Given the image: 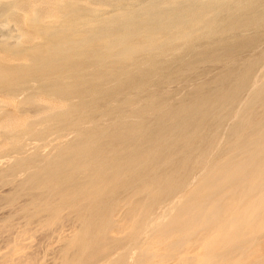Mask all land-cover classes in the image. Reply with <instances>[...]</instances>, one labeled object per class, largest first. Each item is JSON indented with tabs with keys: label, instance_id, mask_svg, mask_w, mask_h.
<instances>
[{
	"label": "bare ground",
	"instance_id": "obj_1",
	"mask_svg": "<svg viewBox=\"0 0 264 264\" xmlns=\"http://www.w3.org/2000/svg\"><path fill=\"white\" fill-rule=\"evenodd\" d=\"M96 1L118 5L104 18L63 0L57 25L28 19L40 44L0 42L28 60L0 65V93L24 113L42 110L37 96L64 106L1 134L0 264H243L264 228V0ZM15 15L0 3V29ZM208 66L222 69L181 98L167 90ZM50 135L52 153L29 151Z\"/></svg>",
	"mask_w": 264,
	"mask_h": 264
},
{
	"label": "rangeland",
	"instance_id": "obj_2",
	"mask_svg": "<svg viewBox=\"0 0 264 264\" xmlns=\"http://www.w3.org/2000/svg\"><path fill=\"white\" fill-rule=\"evenodd\" d=\"M58 1H59V3H58ZM64 1H70V2L77 4V5H79L78 3H80L79 6L84 5L87 8L90 6V7H92V8H90V10L97 11V13L99 15L100 14L103 15V17L104 16L109 17V16H111V14L113 15V11H114L116 5H118V4H116L115 1L110 3V4L100 3L96 0H91V1L90 0H64ZM84 1H86V4H84L85 3ZM55 2H56V0H41V1L40 0H36V1L35 0H8V2L4 1V0H2V1L0 0L1 4H10L11 6H13L15 9V12H16V15L14 17L12 16L10 19V25L6 29H0V42L6 41L9 38L10 39V40H8L9 42L12 41L11 43L15 44V41H16V43H17L16 45H18L19 47H22V48H28V47H31L33 45L40 44L42 42L41 36L39 35V33L36 31V29L33 27L32 23L28 19L31 18L33 16V14L37 12V13H39V15L41 17V22L44 26H47V24H48V26H51L50 24L53 25L54 22H55L54 25L55 24L57 25L58 22H57L56 8L58 7L59 4H61L60 2H63V0H61V1L57 0V2L56 3ZM124 3L125 4L127 3L129 5H134L136 3V1L135 0H126ZM43 4H44L45 8H44ZM16 5H17V7H16ZM17 9L22 10V11L19 12V10H18V13H17ZM102 11L104 12L103 14H102ZM110 11H112V12H110ZM104 18H106V17H104ZM1 30L5 33H3ZM20 33H22V34H20ZM5 34H7V35H5ZM8 34H9V36H8ZM19 34H20V39H18V37H17V36H19ZM3 35H4V37H3ZM22 35H24V36H22ZM26 35H28V37H29L28 40L25 38ZM30 38L32 39L31 41H30ZM17 39L19 42L17 41ZM34 39H35V41H34ZM262 47L264 48V42L261 44V48ZM183 49L184 48L182 46L177 47L172 52L173 54L171 53L172 55H170L169 58L181 55L184 52ZM260 50H262V49H259V51ZM0 62H1L0 63L1 66L11 68V66L15 67L18 65L27 64L28 60L23 58V57H20V59H19V57H17V56H12L10 54H7L4 51H2V49L0 48ZM2 63H3V65H2ZM4 64H6L7 66ZM220 68H221L220 66H218V67L208 66L204 73L202 72V70H197V72H195L194 75L192 76V79H189L186 81L174 82V83L170 84L169 86H167V90L174 95L175 99L181 98L188 92L189 89L191 90V88H193L195 85H199V84H201L207 80L208 81L211 80L216 74H218L220 72V70L222 69V68L221 69ZM263 70H264V67L260 68V70H258V72L256 73V76L264 77V71ZM259 72H261V75ZM205 77H206V79H205ZM177 85H178V87H177ZM35 101L39 106H41L42 110L38 114L24 113V112H21V110L19 109L18 103L16 101H14V99H12L11 97H9L3 93H0V167H2L6 163L7 159L3 156V153L9 149L8 141H5V139L1 136L2 133L9 134V133H16V132L22 131L27 125L37 121L38 119L46 116L47 114L52 113L54 111H58L59 109L60 110L64 109L63 104L47 100V99L40 97V96H37ZM74 137H75V135L72 132H69L62 139V141L63 142H69V141H72L74 139ZM223 139H224V137L222 136V140ZM222 142H224V141H222ZM56 144H57L56 136L50 135L47 138V142L45 144L32 141L29 143L28 149L30 152H33L34 147L39 146V147H41V149H40L41 154L43 156H46V155L53 152L52 148ZM214 152H215V150H214ZM214 152L212 151L210 153V156H211L210 160H212L211 163L214 162L213 158L215 156H213V155L217 154ZM216 152H217V150H216ZM198 175H199V172H197L195 177H197ZM227 197L228 198L226 199V203L228 204L227 205V211H228V210H231L232 208H234L235 204L233 205V202L231 201L230 197L229 196H227ZM178 198H179V196L176 199H178ZM8 215H9V210L7 208L0 207V225L3 223V221L5 220V218ZM119 216L120 215H118L117 220H119V218H120ZM156 217L159 219H161V217H162V220H164V219H165V221L167 220L166 219L167 217L165 216V210L164 209L159 210L156 214ZM228 232L229 231H225L223 235L228 234ZM6 235L7 234H4L3 237H6ZM121 235L122 234H119L118 236H121ZM255 236L256 237H255L254 241L250 245V249L248 250L246 255L244 257H242V259L240 260L243 264H258V263L264 261V228L259 226L257 228V233ZM36 240H37L36 238H32V239H29L28 241H26L25 243L30 244L31 246H35L38 244V240L37 241ZM206 244H207V239H205L203 237L198 239L197 241L193 240L190 244V250H191L192 257H195L196 259L200 260L204 256ZM54 245H56V244L54 242L53 243L51 242L50 244H48V247H52ZM0 247L2 248L0 250V255H2L3 253L7 254L9 252L8 248L4 244L1 243ZM30 251H32V249H28L25 252H30ZM115 255H116V253L112 257H115ZM46 260L47 259L42 260V264H48V262H46ZM0 261H1V259H0Z\"/></svg>",
	"mask_w": 264,
	"mask_h": 264
}]
</instances>
